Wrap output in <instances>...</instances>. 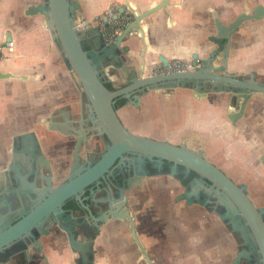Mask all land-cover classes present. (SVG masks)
<instances>
[{"label": "crops", "instance_id": "0c3cea01", "mask_svg": "<svg viewBox=\"0 0 264 264\" xmlns=\"http://www.w3.org/2000/svg\"><path fill=\"white\" fill-rule=\"evenodd\" d=\"M45 1L0 0V41L7 40L8 33L14 41V48L6 49L0 60V71L19 76L0 79V153L11 147V138L25 132L46 138L48 152L53 153L51 138L56 139L57 135L46 129L45 124L72 121L80 112L81 85L64 64L46 28V17L27 14L30 6ZM69 1L78 4L73 12L88 20L102 15L113 2ZM140 1L144 9L151 1L162 0H117L119 5L127 3L128 6ZM259 3L264 5V0H185L182 7L174 9L172 20L167 21L164 15L159 27L141 31L143 39L136 33L124 38L118 49L122 67L106 66L103 77L119 89L127 85V77L132 72L142 67L146 68V74L161 69L164 66L161 56L170 62L194 60L193 54L198 53L199 59L204 60L214 48L208 41L216 33L213 11L223 23L229 24L245 7L252 9ZM126 12L132 15L131 10ZM218 64L219 61L215 65ZM228 70L238 77L253 73L258 81L264 80V18L245 21L240 32L233 36ZM233 95V92H206L197 99L190 89L178 88L173 94L151 91L139 96L137 102L119 97L116 101L124 100V104L118 105L117 112L132 133L174 144L185 143L201 150L235 181L245 182L255 192L264 194L261 160L264 157V95L252 94L236 126L229 119L238 110L239 100ZM140 198L135 196L132 202L134 206L142 203L138 228L154 264H218L217 253L201 241L203 235L196 228L200 223L190 216L193 208L185 207V214L190 213L187 222L192 228L182 236L176 227L173 226V231L165 227L169 220L154 213L151 202H145L147 197ZM177 206L180 211L181 204ZM160 207L161 204L159 212ZM189 225L184 224V229ZM210 238L208 231L205 239ZM43 240L49 264H74L76 254L72 253L65 236ZM106 240L104 245L105 240L99 239L95 247L96 264H148L128 231L112 232ZM226 241L225 237L220 245ZM223 250L226 263L228 251L226 247Z\"/></svg>", "mask_w": 264, "mask_h": 264}, {"label": "water", "instance_id": "95a60500", "mask_svg": "<svg viewBox=\"0 0 264 264\" xmlns=\"http://www.w3.org/2000/svg\"><path fill=\"white\" fill-rule=\"evenodd\" d=\"M184 1H151L144 9L142 1L135 6L122 4L119 12L131 10L132 20L111 43L105 41L98 24L88 20L82 14L73 12L74 9H78V4H72L69 0H46L30 6L27 10V14H41L46 17V28L49 29L64 64L81 85L82 100L84 96L86 97L82 104L94 112L95 122H98V126L107 134L111 144L107 146L102 157L85 172L72 170L65 183L53 186L49 182L46 191L39 190V196L27 193L32 202L30 210L10 214L0 219V264H5L9 258H12L16 264L34 261L49 264L41 237L49 236L50 229L54 226L66 233L70 249L76 254L74 264H96L94 243L99 226L97 225L94 232L89 233L91 223L77 222L73 212L63 214L57 211L62 208L64 200L76 196L81 189H85L99 173L106 171L118 156L126 151H143L171 159L206 177L215 187L214 190L207 189L209 194L217 196L219 203L225 207V211L219 212L222 221L230 226L232 233H237L243 239V247L238 251L232 264H240L245 258L252 259V255L260 252L263 258L259 261L264 264V217L246 190L208 160L203 151L192 149L185 143L174 144L167 140L141 136L129 131L118 115L116 103V100L122 96L127 98L128 102L134 99L137 102L139 96H145L151 91L157 94H173L178 88L190 89L197 99L206 92H233L234 98L239 100L238 110L231 113L229 119L236 126L252 94L258 92L264 95V80L258 81L253 73L242 77L230 73L228 70L230 46L233 36L240 32V27L245 21L264 18V5L259 3L252 9L245 7V10L229 24L223 23L218 13L213 11L216 33L208 37V41L214 45V48L209 51L208 57L204 60L199 59L198 53L193 54L196 67L192 71L146 74V68L142 67L138 72H132L127 77V85L113 90L106 86V80L103 77L106 66L122 67L118 49L122 46L124 38L136 33L143 39L141 31L146 28L148 30L150 27H159L164 15L167 21L172 20L174 9L182 7ZM7 36V40L10 41L12 39L10 33ZM160 59L165 66L168 65V59L163 56ZM197 60L200 61L199 65ZM217 61L219 64L215 65ZM12 77L19 76L0 71V79ZM134 92H137V96ZM60 127L63 131V126L60 125ZM49 128L51 130L55 127L50 125ZM34 135V132H25L15 137L21 139L23 148H28L32 143L29 138ZM80 144L81 142H78L76 145L75 152L78 167L81 165L78 159ZM10 149L11 147L8 148ZM261 160L264 164V157ZM191 196L192 191L187 190L178 198L188 199ZM188 203H191L190 199ZM200 203L203 204L201 199ZM89 211L94 219L96 216L93 211L91 209ZM125 218L130 222L131 233L142 259L148 264H154L136 230L134 214L128 209L125 213L113 212L112 214V220ZM76 227L82 230V234L88 236L87 239H77Z\"/></svg>", "mask_w": 264, "mask_h": 264}, {"label": "flooded vegetation", "instance_id": "af4514ba", "mask_svg": "<svg viewBox=\"0 0 264 264\" xmlns=\"http://www.w3.org/2000/svg\"><path fill=\"white\" fill-rule=\"evenodd\" d=\"M84 100H86L85 96L82 102ZM95 119L94 112L81 103L80 112L72 121L55 123L57 126L51 123L50 125L55 127L51 129V132L57 135L56 139L51 138V144L54 147L53 153L48 152L46 138L37 136L35 132V135L29 138L32 143L28 148H23L21 139L15 136L10 139L11 149L0 153V219L10 214L30 210L32 202L27 193L39 196V190L46 191L49 182L53 186L61 185L67 181L72 170L77 169L83 173L102 157L111 141L103 129L98 126V122H95ZM50 125L45 124L46 129ZM60 125L63 126V131H61ZM78 142H81L78 152L81 164L79 167L76 165L75 159ZM235 182L246 190L264 217V194L255 192L245 182ZM207 189L214 190L215 187L194 169L171 159L143 151H126L118 156L106 171L99 173L85 189H81L76 196L64 200L62 208L57 213L73 212L77 222L91 223L89 233L94 232L98 225V234L94 243V247H98L99 239L105 240L104 245H106L107 235L117 231H128L136 244L131 233L130 222L126 218L112 220L113 212L119 214L125 213L127 209L130 210L134 214L136 230L141 235L138 228V215L142 212V203L139 206H134L132 201L135 196H140L141 200L147 197L145 202L150 201L152 206L157 201H159V206L160 204L167 205L172 212V220H168L173 221L174 225L178 224L177 205L181 204V207L193 208L194 211L190 216L202 224V227L209 229L211 238L206 244L209 249L213 250L212 252L217 253L218 264H232L238 251L243 247V239L237 233H232L230 226L222 221L219 212L225 211V207L219 203L218 197L210 195ZM187 190L192 191L191 198L179 199V195ZM189 199L191 200L190 204L188 203ZM200 199L203 204L200 203ZM89 209L96 216L94 219L91 217ZM179 214L181 215V213ZM250 230L253 233L252 229ZM50 231L49 236L41 237L44 251L45 242L43 239L45 238L54 237L57 239V237L65 236L68 242L66 233L57 226L52 227ZM81 231L76 227L77 239H87L88 236L82 234ZM224 232L228 234V237L224 236ZM252 235L257 243L254 233ZM225 237L228 238V241L224 245H220L224 242ZM136 247H138L137 244ZM224 247L228 251L226 263ZM247 247L250 246L247 245ZM252 256V259L245 258L240 264H262L259 261L260 258H263L261 252ZM36 263L38 262L27 264ZM5 264H16V262L9 258Z\"/></svg>", "mask_w": 264, "mask_h": 264}, {"label": "built area", "instance_id": "2783aa9c", "mask_svg": "<svg viewBox=\"0 0 264 264\" xmlns=\"http://www.w3.org/2000/svg\"><path fill=\"white\" fill-rule=\"evenodd\" d=\"M119 3L113 0L112 5L96 19L92 20L93 23L98 24L107 43L115 41L117 35L120 34L126 25L132 20V15L129 12H119ZM14 41L5 40L0 41V60L3 58L6 49H13ZM198 65L200 61L197 60ZM196 67L194 60L174 59L164 65L161 69L153 72L157 73H175L192 71Z\"/></svg>", "mask_w": 264, "mask_h": 264}, {"label": "rangeland", "instance_id": "374dc122", "mask_svg": "<svg viewBox=\"0 0 264 264\" xmlns=\"http://www.w3.org/2000/svg\"><path fill=\"white\" fill-rule=\"evenodd\" d=\"M263 190V189H262ZM158 200V199H157ZM158 202L159 201H157L156 202V204H154L152 207L154 208V212H155V214H159V215H164L165 217H166V219H170V221L172 220V216H171V208H168L167 206H165V204L164 205H161V212H159L158 211V209H159V205H158ZM169 206H171V205H169ZM186 208L185 207H181V209H180V211H177V213H178V215H179V217L177 218V222H178V224H175L174 225V223H173V221L172 222H170V221H168V222H166L165 223V227L166 228H168V229H170L171 231H173L172 230V228H173V226L172 225H174L175 227H177V233L178 234H186V233H188V232H190V229L192 228V227H190V225H189V223L187 222L188 220H187V216H188V214H190V213H188V214H185L186 212H187V210H185ZM182 210V211H181ZM182 212V214L180 215L179 213H181ZM184 224H187V225H189V228H185L184 229ZM195 228V227H194ZM196 228H199V233L201 232L202 233V235H203V238L201 239V241L203 242V243H208L209 242V239H205V234L208 232L207 231V229L206 228H204V227H201V226H197L196 225ZM227 237H228V234H225ZM183 236V235H182ZM178 246H179V243H178Z\"/></svg>", "mask_w": 264, "mask_h": 264}, {"label": "trees", "instance_id": "16d2710c", "mask_svg": "<svg viewBox=\"0 0 264 264\" xmlns=\"http://www.w3.org/2000/svg\"><path fill=\"white\" fill-rule=\"evenodd\" d=\"M106 86L109 88V89H115V87H113L110 83H107L106 82ZM121 104H124V100H118V102H117V106L118 105H121Z\"/></svg>", "mask_w": 264, "mask_h": 264}]
</instances>
